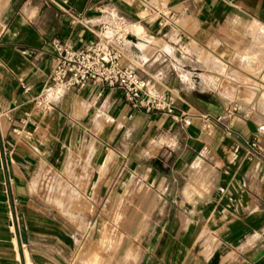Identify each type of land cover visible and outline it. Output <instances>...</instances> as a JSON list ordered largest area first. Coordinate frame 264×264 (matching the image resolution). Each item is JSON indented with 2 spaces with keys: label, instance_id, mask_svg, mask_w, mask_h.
<instances>
[{
  "label": "crops",
  "instance_id": "crops-1",
  "mask_svg": "<svg viewBox=\"0 0 264 264\" xmlns=\"http://www.w3.org/2000/svg\"><path fill=\"white\" fill-rule=\"evenodd\" d=\"M110 11L173 114L99 83L39 109ZM0 29V264H264V0H0Z\"/></svg>",
  "mask_w": 264,
  "mask_h": 264
},
{
  "label": "built area",
  "instance_id": "built-area-1",
  "mask_svg": "<svg viewBox=\"0 0 264 264\" xmlns=\"http://www.w3.org/2000/svg\"><path fill=\"white\" fill-rule=\"evenodd\" d=\"M159 14L164 17L161 25L174 23L169 14ZM139 27L137 23L110 11L94 31V38L86 48L76 49L69 43L55 41V61L48 82L35 97L36 106L42 110L49 109L66 92L99 83L121 89L125 99L136 108L173 114L175 100L161 91L159 80L142 78L134 68L123 63L131 43L141 37L137 32ZM4 32L0 29V41ZM235 111L236 107L227 109L225 118L231 117ZM223 119L204 116V126L212 129ZM183 122L190 125V117L185 116ZM43 185L49 187L50 181L44 179Z\"/></svg>",
  "mask_w": 264,
  "mask_h": 264
},
{
  "label": "rangeland",
  "instance_id": "rangeland-1",
  "mask_svg": "<svg viewBox=\"0 0 264 264\" xmlns=\"http://www.w3.org/2000/svg\"><path fill=\"white\" fill-rule=\"evenodd\" d=\"M70 200L73 201V200H80V199L78 197H75L74 199L70 198ZM120 221H121V217H120ZM101 248L103 249L104 253L108 252L110 249V247H106V246H102ZM119 250H121V246H119ZM75 264H79L78 258H76ZM86 264H111V263H110V258L106 259V257L102 253V255L99 254V255L93 256L92 260Z\"/></svg>",
  "mask_w": 264,
  "mask_h": 264
},
{
  "label": "bare ground",
  "instance_id": "bare-ground-1",
  "mask_svg": "<svg viewBox=\"0 0 264 264\" xmlns=\"http://www.w3.org/2000/svg\"><path fill=\"white\" fill-rule=\"evenodd\" d=\"M140 31V27L138 28V31L137 32H139ZM144 42V41H143ZM144 44V43H143ZM150 44V43H149ZM140 50V49H139Z\"/></svg>",
  "mask_w": 264,
  "mask_h": 264
}]
</instances>
